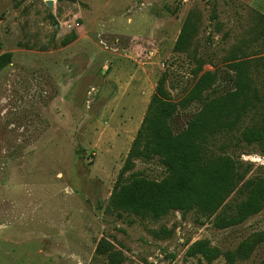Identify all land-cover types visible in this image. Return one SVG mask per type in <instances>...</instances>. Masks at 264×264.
<instances>
[{
	"label": "rangeland",
	"instance_id": "obj_1",
	"mask_svg": "<svg viewBox=\"0 0 264 264\" xmlns=\"http://www.w3.org/2000/svg\"><path fill=\"white\" fill-rule=\"evenodd\" d=\"M46 1L0 0V264H264V202L227 228L195 210L141 219L115 204L165 177L157 159L120 174L159 80L178 133L235 92L237 63L258 102L209 149L248 165L264 194V147L241 136L264 117V0ZM186 20L191 44L176 52ZM244 198L228 197L226 217Z\"/></svg>",
	"mask_w": 264,
	"mask_h": 264
},
{
	"label": "trees",
	"instance_id": "obj_2",
	"mask_svg": "<svg viewBox=\"0 0 264 264\" xmlns=\"http://www.w3.org/2000/svg\"><path fill=\"white\" fill-rule=\"evenodd\" d=\"M264 21V17H261ZM194 34V25L186 20L174 45L176 52L187 49ZM9 59L10 56L3 57ZM1 60V59H0ZM237 89L232 94L206 103L199 116L181 132H173L171 120L176 105L170 103L160 79L142 124L132 142L124 166L126 172L133 161L157 159L165 170L160 182L140 179L124 191L116 207L141 219L168 214L172 210H195L223 228L239 225L257 213L264 202L261 182L247 179L249 166L226 154L215 156L209 142L227 134L243 123V118L258 102V88L248 77L246 63H237ZM210 74H205L195 85V99L208 85ZM244 145L264 147V117L259 127L252 126L241 134ZM234 193L243 197L237 211L226 217L228 197ZM234 256H229V261Z\"/></svg>",
	"mask_w": 264,
	"mask_h": 264
},
{
	"label": "water",
	"instance_id": "obj_3",
	"mask_svg": "<svg viewBox=\"0 0 264 264\" xmlns=\"http://www.w3.org/2000/svg\"><path fill=\"white\" fill-rule=\"evenodd\" d=\"M45 3H46V6L48 7V9L51 10L52 9V3L53 2L51 0H48Z\"/></svg>",
	"mask_w": 264,
	"mask_h": 264
}]
</instances>
